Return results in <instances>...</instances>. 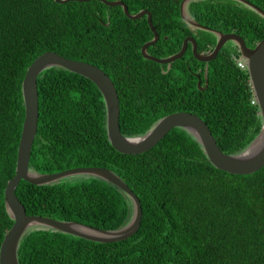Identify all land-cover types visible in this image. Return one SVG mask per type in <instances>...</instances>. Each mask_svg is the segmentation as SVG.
<instances>
[{
  "label": "trees",
  "instance_id": "1",
  "mask_svg": "<svg viewBox=\"0 0 264 264\" xmlns=\"http://www.w3.org/2000/svg\"><path fill=\"white\" fill-rule=\"evenodd\" d=\"M122 1L131 13L151 12L160 34L148 48L155 57L177 53L187 35L196 38L200 53L217 43L213 30L197 27L194 35L188 28L183 0ZM249 1L264 10V0ZM185 11L206 27L241 35L250 47L264 38V16L240 0H189ZM153 36L147 15L132 19L121 5L101 0H0V248L14 223L5 189L16 173L26 112L23 80L46 51L95 64L112 78L126 136L143 135L177 111L202 117L228 154L244 151L258 136L260 107L234 41L233 49L209 62L189 47L169 67L143 56ZM200 78L202 87L208 81L204 89ZM38 89L30 169L109 168L139 196L143 217L134 235L104 243L33 226L20 240V264H264V167L246 175L219 169L184 127L146 152L121 153L108 138L106 102L91 79L50 66L39 74ZM83 177L43 185L21 180L16 193L28 214L106 230L126 226L134 214L131 197L105 179Z\"/></svg>",
  "mask_w": 264,
  "mask_h": 264
},
{
  "label": "water",
  "instance_id": "2",
  "mask_svg": "<svg viewBox=\"0 0 264 264\" xmlns=\"http://www.w3.org/2000/svg\"><path fill=\"white\" fill-rule=\"evenodd\" d=\"M56 1L63 3L70 0ZM101 1L110 6L121 5L125 14L132 19H138L147 15L154 36L143 45L141 52L145 58L154 60L158 63L168 64L169 67L172 62L184 56L189 42H192L193 44L194 56L203 62H208L216 58L222 46L227 41H234L237 43L242 55L241 57L244 59L250 74L253 92L260 107V114L263 120L262 129L251 145L237 154L225 153L219 146L208 123L199 115L188 111H177L162 117L147 133L143 135L126 136L121 131V104L117 87L112 78L102 68L89 62L68 58L55 51H46L42 53L29 66L22 85L26 112L18 147L16 173L8 181L5 189L6 208L14 220V223L7 231L2 241L0 248V264H20L18 261V247L20 240L29 228L36 225L46 226L103 243L125 240L134 235L141 226L143 217L141 200L129 185L113 170L106 167L91 166L75 167L55 173H38L30 169V158L38 130L40 114L38 76L44 69L50 66H61L70 71L81 74L91 79L98 86L104 96L107 106L108 138L112 146L121 153L139 154L146 152L158 144L172 129L176 127H184L198 139L209 160L217 168L230 173L246 175L259 171L264 167V38L257 42L254 47H250L244 38L237 33L225 34L215 31L218 35V42L215 49L209 54L198 52L197 40L195 37L189 36L184 39L182 48L177 53L168 57H155L148 53V48L157 43L160 34L152 22L151 12L147 9H143L137 13H131L127 4L122 0ZM188 1L189 0H183L181 4L183 19L189 24L208 29V27L197 22L185 11V6ZM240 1L253 7L264 16V10L262 8L251 3L249 0ZM207 84L208 81L206 86ZM198 85H201V80H199ZM206 86H200V88L204 89ZM257 141H260L259 149L256 152H251V148ZM76 174L100 177L125 191L134 202V214L131 221L122 228L106 230L77 221H62L51 217L28 214L25 204L17 196L16 189L21 180H26L37 185H43ZM82 227L88 229L90 232L81 231Z\"/></svg>",
  "mask_w": 264,
  "mask_h": 264
},
{
  "label": "flooded vegetation",
  "instance_id": "3",
  "mask_svg": "<svg viewBox=\"0 0 264 264\" xmlns=\"http://www.w3.org/2000/svg\"><path fill=\"white\" fill-rule=\"evenodd\" d=\"M189 24V23H188ZM198 26H196V25H192V24H189L188 25V28L193 32V34L195 35L196 34V32H197V30H196V28H197ZM199 28H201V27H199ZM208 29L209 30H213L214 32L216 31H219V30H216V29H212V28H210V27H208ZM215 32V33H216ZM219 32H221V31H219ZM223 33V32H222ZM229 33H231V32H229ZM217 34V33H216ZM225 34H227V33H225ZM189 36H192V35H187L186 37H189ZM185 37V38H186ZM194 37V36H193ZM184 38V39H185ZM196 39V38H195ZM217 42H218V39H217ZM230 41H227L223 46H222V48H221V50L219 51V53L222 51V50H224V49H227V50H230V49H233V47H234V44L235 43H229ZM145 44V43H144ZM156 44V43H155ZM237 44V43H236ZM182 45H183V43H182ZM216 45H217V43L215 44V47H216ZM238 45V44H237ZM189 47H191V49H192V51H193V44H192V42H189L188 43V47H187V50L189 49ZM198 47H199V43H198ZM198 47H197V50H198ZM215 47L210 51V52H208V53H204V54H209V53H211L214 49H215ZM187 50H186V52H187ZM148 53H149V51H148ZM218 53V54H219ZM149 54H151V53H149ZM211 61V60H210ZM209 62V61H208ZM208 65H206V68H205V77L207 78V72H208V67H207ZM199 80H201V78L199 79ZM199 82V81H198ZM201 82H202V80H201ZM206 83H207V80H206ZM206 83H205V85L204 86H206ZM201 86V85H200ZM203 86V87H204Z\"/></svg>",
  "mask_w": 264,
  "mask_h": 264
},
{
  "label": "rangeland",
  "instance_id": "4",
  "mask_svg": "<svg viewBox=\"0 0 264 264\" xmlns=\"http://www.w3.org/2000/svg\"><path fill=\"white\" fill-rule=\"evenodd\" d=\"M84 175H86V174H76V175L65 177V178H63V179H61L59 181H61V182L63 181V182H67V183H73V182H76V181H78L80 179H83Z\"/></svg>",
  "mask_w": 264,
  "mask_h": 264
},
{
  "label": "bare ground",
  "instance_id": "5",
  "mask_svg": "<svg viewBox=\"0 0 264 264\" xmlns=\"http://www.w3.org/2000/svg\"><path fill=\"white\" fill-rule=\"evenodd\" d=\"M260 147V141H257L254 146L251 148V152H256ZM81 231L90 232L88 229L82 227Z\"/></svg>",
  "mask_w": 264,
  "mask_h": 264
},
{
  "label": "built area",
  "instance_id": "6",
  "mask_svg": "<svg viewBox=\"0 0 264 264\" xmlns=\"http://www.w3.org/2000/svg\"><path fill=\"white\" fill-rule=\"evenodd\" d=\"M238 65H239L241 68H247V67H246V63H245V61H244L243 58L239 60ZM253 103H257V99H256V97H254Z\"/></svg>",
  "mask_w": 264,
  "mask_h": 264
}]
</instances>
